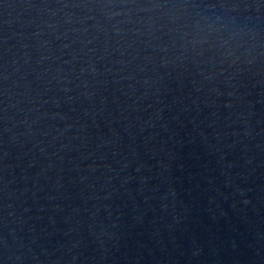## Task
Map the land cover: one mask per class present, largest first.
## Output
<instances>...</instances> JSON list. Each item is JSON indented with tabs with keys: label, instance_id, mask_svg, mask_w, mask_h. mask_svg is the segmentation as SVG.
<instances>
[{
	"label": "water",
	"instance_id": "water-1",
	"mask_svg": "<svg viewBox=\"0 0 264 264\" xmlns=\"http://www.w3.org/2000/svg\"><path fill=\"white\" fill-rule=\"evenodd\" d=\"M0 264H264V0H0Z\"/></svg>",
	"mask_w": 264,
	"mask_h": 264
}]
</instances>
